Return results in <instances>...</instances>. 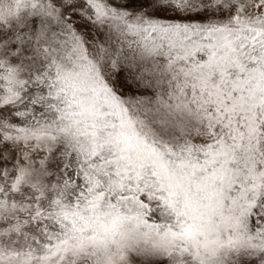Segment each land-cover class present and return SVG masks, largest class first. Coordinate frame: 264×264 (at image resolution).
<instances>
[{
    "label": "snow or ice",
    "instance_id": "1",
    "mask_svg": "<svg viewBox=\"0 0 264 264\" xmlns=\"http://www.w3.org/2000/svg\"><path fill=\"white\" fill-rule=\"evenodd\" d=\"M0 264H264V0H0Z\"/></svg>",
    "mask_w": 264,
    "mask_h": 264
}]
</instances>
